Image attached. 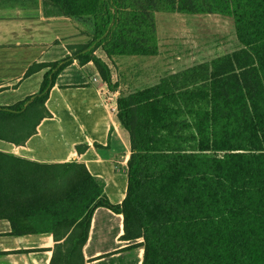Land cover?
I'll list each match as a JSON object with an SVG mask.
<instances>
[{"label":"trees","instance_id":"16d2710c","mask_svg":"<svg viewBox=\"0 0 264 264\" xmlns=\"http://www.w3.org/2000/svg\"><path fill=\"white\" fill-rule=\"evenodd\" d=\"M48 2L69 17L91 16L95 32L48 65L37 94L0 105V139L25 143L51 115L46 102L59 73L74 59L93 62L111 90L128 85L118 100L131 135L128 192L113 204L84 163L0 152V211L29 218H12L13 234L66 237L52 263L83 264L93 213L106 206L124 215L125 238H144V264H264V0ZM177 13L232 20L238 45L175 72L159 60L156 79L145 82V65L168 54L158 15Z\"/></svg>","mask_w":264,"mask_h":264},{"label":"crops","instance_id":"0c3cea01","mask_svg":"<svg viewBox=\"0 0 264 264\" xmlns=\"http://www.w3.org/2000/svg\"><path fill=\"white\" fill-rule=\"evenodd\" d=\"M94 32L91 16H66L48 0H0V105H13L37 94L48 65L71 55V46L89 43ZM96 53L111 66L118 82L119 69L102 49ZM185 58L177 53L151 58L144 81L156 79L159 60L167 61L163 69L174 72L209 61L190 64ZM30 69L34 71L29 74ZM120 88L111 90L93 62L81 64L74 59L59 73L50 92L46 106L51 115L25 143L0 139V152L38 163H84L104 181L110 202L122 204L129 185L131 135L118 117ZM9 167L15 172V166ZM11 210L0 211V264H53L57 246L65 245L66 237L57 241L52 232L15 235L11 219L29 218ZM143 242L142 237L125 238L122 213L100 206L82 247L83 264H144Z\"/></svg>","mask_w":264,"mask_h":264},{"label":"rangeland","instance_id":"374dc122","mask_svg":"<svg viewBox=\"0 0 264 264\" xmlns=\"http://www.w3.org/2000/svg\"><path fill=\"white\" fill-rule=\"evenodd\" d=\"M158 28L167 53L190 64L230 53L239 42L233 21L216 15L160 14Z\"/></svg>","mask_w":264,"mask_h":264}]
</instances>
